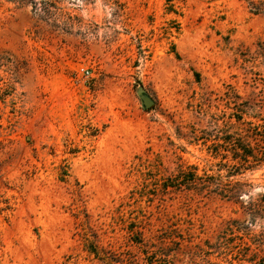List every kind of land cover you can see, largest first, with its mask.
<instances>
[{
  "label": "rangeland",
  "instance_id": "1",
  "mask_svg": "<svg viewBox=\"0 0 264 264\" xmlns=\"http://www.w3.org/2000/svg\"><path fill=\"white\" fill-rule=\"evenodd\" d=\"M60 7L0 0V264H257L264 0ZM179 173L219 192L162 193Z\"/></svg>",
  "mask_w": 264,
  "mask_h": 264
},
{
  "label": "trees",
  "instance_id": "2",
  "mask_svg": "<svg viewBox=\"0 0 264 264\" xmlns=\"http://www.w3.org/2000/svg\"><path fill=\"white\" fill-rule=\"evenodd\" d=\"M11 3L22 4L30 7L31 12L39 19L44 21L47 25L52 26L53 28H64L65 30H69L71 28L73 16H71L68 12L63 11L60 7L62 5L63 0H6ZM86 1V0H85ZM263 132H264V124H263ZM229 144L235 147L233 154V160H239L240 164H248L249 157L252 156V149L248 145H244L242 143H236L239 140L232 139L230 137ZM233 176V175H230ZM185 186V188L190 187H198L202 192L208 193H217L218 187H214L216 185H200L197 183V177L193 175L191 179H185L183 173H179L174 178L166 179L165 182L161 185L162 193H168L171 190H175L176 188H180ZM203 186V187H202ZM215 188V190H214ZM214 190V191H211ZM148 264H153L152 261L147 262ZM257 264H264V257L260 259Z\"/></svg>",
  "mask_w": 264,
  "mask_h": 264
},
{
  "label": "water",
  "instance_id": "3",
  "mask_svg": "<svg viewBox=\"0 0 264 264\" xmlns=\"http://www.w3.org/2000/svg\"><path fill=\"white\" fill-rule=\"evenodd\" d=\"M136 94L140 100L142 109L146 110L153 106V99L147 94V92L142 87L136 88Z\"/></svg>",
  "mask_w": 264,
  "mask_h": 264
}]
</instances>
